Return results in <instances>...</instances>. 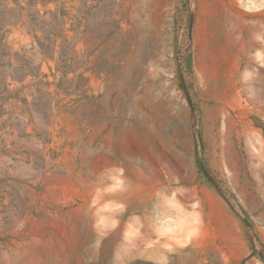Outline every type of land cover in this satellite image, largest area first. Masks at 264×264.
<instances>
[{"label": "rangeland", "instance_id": "obj_1", "mask_svg": "<svg viewBox=\"0 0 264 264\" xmlns=\"http://www.w3.org/2000/svg\"><path fill=\"white\" fill-rule=\"evenodd\" d=\"M0 264H264V0H0Z\"/></svg>", "mask_w": 264, "mask_h": 264}]
</instances>
